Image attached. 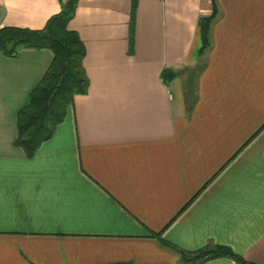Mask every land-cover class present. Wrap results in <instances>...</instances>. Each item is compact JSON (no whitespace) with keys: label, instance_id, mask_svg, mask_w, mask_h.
<instances>
[{"label":"crops","instance_id":"obj_1","mask_svg":"<svg viewBox=\"0 0 264 264\" xmlns=\"http://www.w3.org/2000/svg\"><path fill=\"white\" fill-rule=\"evenodd\" d=\"M215 1L201 55L213 0H136L134 28L133 0H79L89 89L30 158L17 112L53 52L0 51V264H179L209 244L264 264V0ZM61 8L0 0V28Z\"/></svg>","mask_w":264,"mask_h":264},{"label":"trees","instance_id":"obj_2","mask_svg":"<svg viewBox=\"0 0 264 264\" xmlns=\"http://www.w3.org/2000/svg\"><path fill=\"white\" fill-rule=\"evenodd\" d=\"M60 1L61 10L41 30L11 26L0 28V51L6 56L14 57L27 48H47L53 52V59L40 82L31 90L28 103L17 112V136L14 145L21 147L28 158L35 156L40 146L52 137L65 119L69 107L73 105L75 96L86 94L90 85L83 64L85 44L79 33L68 27L79 0ZM218 13L216 1L213 0L212 13L199 19L201 55L211 45V27ZM135 16L136 0H133V28ZM163 76L166 82L175 73L164 69ZM154 236L160 237V233ZM178 251L183 264H202L220 257L231 258L243 264H258L249 262L231 247L221 244H209L193 252Z\"/></svg>","mask_w":264,"mask_h":264},{"label":"rangeland","instance_id":"obj_3","mask_svg":"<svg viewBox=\"0 0 264 264\" xmlns=\"http://www.w3.org/2000/svg\"><path fill=\"white\" fill-rule=\"evenodd\" d=\"M192 84V83H191ZM190 97H192V96H190ZM179 264H183L182 262L181 263H179Z\"/></svg>","mask_w":264,"mask_h":264}]
</instances>
